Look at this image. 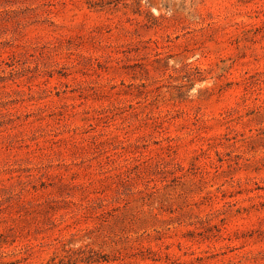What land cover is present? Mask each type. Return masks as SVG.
Here are the masks:
<instances>
[{"label":"rangeland","instance_id":"rangeland-1","mask_svg":"<svg viewBox=\"0 0 264 264\" xmlns=\"http://www.w3.org/2000/svg\"><path fill=\"white\" fill-rule=\"evenodd\" d=\"M0 264H264V0H0Z\"/></svg>","mask_w":264,"mask_h":264}]
</instances>
